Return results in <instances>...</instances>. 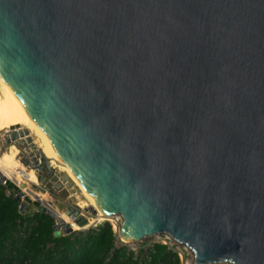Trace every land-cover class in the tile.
Segmentation results:
<instances>
[{
  "label": "water",
  "instance_id": "obj_1",
  "mask_svg": "<svg viewBox=\"0 0 264 264\" xmlns=\"http://www.w3.org/2000/svg\"><path fill=\"white\" fill-rule=\"evenodd\" d=\"M0 73L120 235L264 264V0H0Z\"/></svg>",
  "mask_w": 264,
  "mask_h": 264
},
{
  "label": "trees",
  "instance_id": "obj_2",
  "mask_svg": "<svg viewBox=\"0 0 264 264\" xmlns=\"http://www.w3.org/2000/svg\"><path fill=\"white\" fill-rule=\"evenodd\" d=\"M7 190L12 193L8 196ZM18 188L0 185V264H181L179 255L156 243L150 259L140 263L125 247L115 249L109 223L85 232L54 235L55 220L46 213H20Z\"/></svg>",
  "mask_w": 264,
  "mask_h": 264
},
{
  "label": "bare ground",
  "instance_id": "obj_3",
  "mask_svg": "<svg viewBox=\"0 0 264 264\" xmlns=\"http://www.w3.org/2000/svg\"><path fill=\"white\" fill-rule=\"evenodd\" d=\"M15 126H23L24 128H26V130L28 129L33 132V134L36 136L37 142L40 144V152H42L48 159V164L50 163V166L52 167L59 166L60 171H67L72 179L82 189L84 196L91 201V209L93 210V215L95 217L90 218L87 216L88 218L84 219H88L89 223L92 224L103 220H112L115 217H121L119 214L113 216L107 214L99 205L96 197L83 187L75 172L60 157L49 135L35 120V118L30 115L20 97L17 96L15 90L7 83V81L2 77L0 73V131ZM18 152V149L13 146L7 152L3 153L0 156V171L6 177L14 180L18 184V186L26 188L25 191H27L29 182L36 184L38 183V178L34 171L28 172L24 169V167H21L19 163H17L15 159ZM37 195L44 197V195L40 194H36L35 196ZM86 205L87 204H83L81 206L86 207ZM61 217L63 221L70 227L75 229L78 228L77 220H75L76 222L71 220L70 214H66ZM121 241L125 243L134 242V240L125 233L121 234Z\"/></svg>",
  "mask_w": 264,
  "mask_h": 264
},
{
  "label": "rangeland",
  "instance_id": "obj_4",
  "mask_svg": "<svg viewBox=\"0 0 264 264\" xmlns=\"http://www.w3.org/2000/svg\"><path fill=\"white\" fill-rule=\"evenodd\" d=\"M21 131L24 132L26 128L23 126H15V127H9L6 129H3L0 131V156L7 152L11 147L15 146L18 149V154L16 156V161L19 163L21 167H24L26 171H31L32 168L27 167L25 163L31 158H34L36 156L37 158L40 157V144L37 142L36 136L33 134V132L29 131V136L31 140L29 141V138L24 137L19 141H11V143H8V140L11 138V133L13 131ZM23 130V131H22ZM45 162L41 158V166L44 168L43 170H34V172L37 175L38 183H40L41 186H36L34 183L32 184L29 182V185L26 188L18 186V184L15 181H12V183L17 186V188L20 187V189L25 192V202L27 203V210H30L29 213L33 214L35 212H40V205L41 201L40 199H44L45 202L49 201L52 202L53 207L59 211L63 215H68V213H71L72 209H79L82 212H87L91 209V201L86 198L83 194L82 189L77 185V183L72 179V177L68 174L67 171H60L59 166H50V163L48 164L50 169L47 167V165H44ZM6 173V172H4ZM51 179L53 183V195L46 194L43 189V185ZM28 183V182H27ZM73 190V191H72ZM36 194L44 195L42 196H35ZM77 196V197H76ZM40 197V199L38 198ZM83 202V203H82ZM86 202V203H85ZM80 203V204H79ZM82 203V204H81ZM87 204L86 207H82L81 205ZM42 213V212H41ZM89 215H87L90 218H94L95 216L91 211L87 212ZM47 214V213H46ZM49 215V214H48ZM55 220V219H54ZM110 221V222H109ZM114 221V222H113ZM109 222L111 225H114L115 219L112 220H103L100 222H95L98 225ZM112 222V223H111ZM57 223V220H55V225ZM121 221L119 222V224ZM155 237H149L147 240H154ZM176 243L175 240H172ZM179 247L182 249V244L178 243ZM193 254V252H192ZM191 264H195L194 256L191 255L188 257ZM186 261H182V264H185Z\"/></svg>",
  "mask_w": 264,
  "mask_h": 264
},
{
  "label": "built area",
  "instance_id": "obj_5",
  "mask_svg": "<svg viewBox=\"0 0 264 264\" xmlns=\"http://www.w3.org/2000/svg\"><path fill=\"white\" fill-rule=\"evenodd\" d=\"M41 158H37L36 156H34V158H31V160L27 161L28 164H26V166L32 168L31 171L38 170L34 166L33 163H34L35 160H37L39 162L38 165H41ZM3 176H4V179L1 181L0 185H2V186H4V187L7 188L8 185H9V182H12L14 180H12L9 177H6L5 175H3ZM34 185L41 186L40 183H36ZM43 189L46 192L45 194L53 195L54 189H53V183H52L51 179H49L43 185ZM19 190H21L20 187L18 188V193H19ZM18 193L16 195V198L18 196ZM7 194H8V196H12V193L10 191H8V190H7ZM24 198H25V195L22 197L21 200H18L17 199L19 201V204H20L19 205V209L20 210H21V204L23 202H25ZM38 198L40 199V197H38ZM40 201H41V204L42 203H44V204L49 203V201L45 202L43 199H40ZM27 208L25 209V212L27 211ZM49 208L50 209H53V211L56 212V214L58 215L59 218H62L61 217L62 214L59 213L53 207V204ZM77 210H79V209H77ZM79 212H80V216H83V218H88L87 217V215H88L87 212H85V214L81 210H79ZM78 217L79 216H76L74 218L71 217V220L75 221ZM114 219H115V223L112 226H113V229H114V232H115L116 240H115V248L111 251V254L109 256V259L112 257V254L115 251V249H120V248L125 247V248H127L129 250V252H131L133 254V256H134V258L136 260H138L140 263H143V262H145V261H147V260L150 259V251L153 249L154 244L161 243V244L167 245L171 250H173L174 252H176L179 255V257L181 259V264H182V261H186L185 264H191L190 261H189V259H188V257L191 256V255H193L192 254V252H193L192 249L190 247H188L186 244L180 243V242H178L176 240H175L176 243L173 242L172 240H174V239H172L171 237H169L166 234H160V235L151 236V237H155L154 240H150V239L147 240V238H149V237H147V238L142 239V240L137 241V242H131V243L122 242L121 241V235H120V226L122 224V218L121 217H115ZM56 220H57V223L56 224H59V220L58 219H56ZM86 220H87V224H85L83 226H80L77 223L78 224V228L77 229L70 227L71 230H72L71 233L85 232V231H88L90 229H97L102 224V223L99 224V225L97 223H92L91 224V223H89V220L88 219H86ZM120 221H121V223L119 224ZM62 231H63V228H61V232ZM62 235H64L63 232H62ZM178 243L182 244V246H183L182 249L179 247V244ZM194 262H195V264H197L196 261H194Z\"/></svg>",
  "mask_w": 264,
  "mask_h": 264
}]
</instances>
